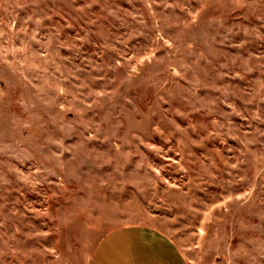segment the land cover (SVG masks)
Listing matches in <instances>:
<instances>
[{
    "label": "rangeland",
    "instance_id": "374dc122",
    "mask_svg": "<svg viewBox=\"0 0 264 264\" xmlns=\"http://www.w3.org/2000/svg\"><path fill=\"white\" fill-rule=\"evenodd\" d=\"M132 226L264 264V0H0V264Z\"/></svg>",
    "mask_w": 264,
    "mask_h": 264
},
{
    "label": "crops",
    "instance_id": "0c3cea01",
    "mask_svg": "<svg viewBox=\"0 0 264 264\" xmlns=\"http://www.w3.org/2000/svg\"><path fill=\"white\" fill-rule=\"evenodd\" d=\"M93 256V264H186L168 239L137 226L105 236Z\"/></svg>",
    "mask_w": 264,
    "mask_h": 264
}]
</instances>
